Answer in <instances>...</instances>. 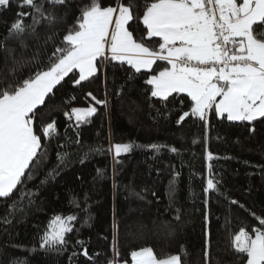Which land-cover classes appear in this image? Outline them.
I'll list each match as a JSON object with an SVG mask.
<instances>
[{
  "label": "snow or ice",
  "instance_id": "obj_1",
  "mask_svg": "<svg viewBox=\"0 0 264 264\" xmlns=\"http://www.w3.org/2000/svg\"><path fill=\"white\" fill-rule=\"evenodd\" d=\"M14 3L15 18L0 39V52L4 54V67L0 69V202L11 201L7 214L0 217L5 224L35 205L39 191L27 185L36 179L38 167L48 159V142L58 138L55 121L35 127L37 110L47 106L46 101L65 83L82 91L84 82H93L110 65L127 66L129 80L141 74L150 98L164 108L174 105L177 97L190 100V111H183L176 123L180 125L189 117L203 122L205 139L209 115L213 113L229 122H264V0H109L108 4L103 0H0V13L11 11ZM70 15L73 22L69 24ZM29 40L35 44L30 45ZM10 41L15 42L14 46L9 45ZM85 98L91 101L87 106L64 111L75 136L65 129V143L59 149L72 144L80 148L81 126L96 115L95 105L107 107V100L91 91L85 93ZM75 99L73 95L65 102ZM249 130L254 132L255 128ZM137 147L155 154L163 149L179 152L175 146L157 143H115L108 149L89 145L82 150L79 162L83 164L90 155L107 152L114 164H119L122 155ZM69 156L58 150L57 164L40 185L54 181L71 163ZM214 158L206 151V160ZM97 172L101 174V170ZM207 172L203 188L206 225L209 194L219 193L220 183L211 164ZM174 180L170 181L173 194ZM71 203L81 208L75 197ZM256 219L260 227L250 231L240 227L235 234L229 233L237 264H264V218ZM78 221L75 213L52 215L39 234V249L67 252L75 235L79 251L73 248L70 264L80 256L88 264H97L100 254H90L89 242L78 238ZM209 247L206 239V261ZM111 251L107 264H184L181 254L158 256L152 247L131 250L121 258L117 237L113 238ZM181 253L186 255L183 246Z\"/></svg>",
  "mask_w": 264,
  "mask_h": 264
},
{
  "label": "trees",
  "instance_id": "obj_2",
  "mask_svg": "<svg viewBox=\"0 0 264 264\" xmlns=\"http://www.w3.org/2000/svg\"><path fill=\"white\" fill-rule=\"evenodd\" d=\"M103 2L108 4L109 0ZM15 12L14 3L11 11L0 13V39L7 34ZM72 22L70 15L68 23ZM28 42L35 44L32 40ZM14 44L9 42L10 46ZM3 67L4 54L0 52V69ZM126 67L110 65L93 82H84L82 91L65 83L46 101L47 106L37 110L35 127L55 121L58 138L48 142V159L38 167L36 179L27 185L39 191L35 205L17 214L11 224L0 221V264H70L73 248L79 251L74 244L75 235L67 252L39 249V234L49 218L60 213L78 215V238L89 242L90 254H100L97 264H107L112 257L114 237L118 238L121 258H126L131 250L152 247L158 256L181 254L184 264H237L229 233L235 234L240 227L249 231L260 227L256 217L264 218V122L258 120L253 125L229 122L213 113L209 115L205 139L203 122L189 117L180 125L176 123L183 111H190V100L177 97L174 105L164 108L155 98H150L141 74L128 79L131 73L125 71ZM88 91L99 99H106L107 107L95 105L96 115L81 126L80 148L72 144L59 149L65 143V129L75 136L68 128L64 111L87 106L91 102L85 98ZM73 95L76 99L66 103ZM251 127L255 128L254 132L249 130ZM115 143L167 144L179 152L163 149L155 154L137 147L122 155L119 164H114L107 152L90 155L83 164L79 162L87 146L108 149ZM58 150L68 152L71 163L54 181L40 185V180L57 164ZM206 151L215 158L206 160ZM208 164L212 165L220 183L219 193L209 194L206 225L203 188ZM174 177L173 194L170 181ZM73 197L81 208L71 203ZM232 200L238 203L232 204ZM9 203L10 200L0 202V217L7 214ZM206 239L210 245L207 261ZM182 246L186 255L181 253ZM77 261L88 264L82 256L74 258L72 264Z\"/></svg>",
  "mask_w": 264,
  "mask_h": 264
}]
</instances>
